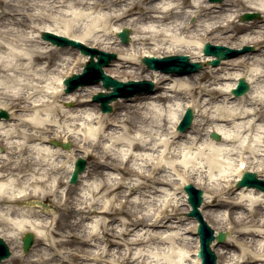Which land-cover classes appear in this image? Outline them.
<instances>
[{"label": "bare ground", "instance_id": "bare-ground-1", "mask_svg": "<svg viewBox=\"0 0 264 264\" xmlns=\"http://www.w3.org/2000/svg\"><path fill=\"white\" fill-rule=\"evenodd\" d=\"M244 12L262 19L238 23ZM123 28L131 32L127 44L119 40ZM41 32L115 52L105 71L122 81L141 78L133 66L142 57L184 54L207 63L206 42L252 45L255 53L207 65L192 82L191 74L150 71L154 91L118 99L106 114L90 100L110 91L100 83L64 92L62 71L71 63L60 55L72 48L51 45ZM78 59L70 74L80 73L88 56ZM240 78L249 90L235 97ZM185 98L181 108L176 101ZM187 106L198 108L190 136L175 129ZM1 109L10 117L0 120V237L11 254L0 264H186L191 246L170 192L175 174L182 184L203 187L200 212L215 231L235 234L220 249L212 245L218 264H264V194L242 188L235 201L230 187L243 171L264 173V0H0ZM204 132L220 139H202ZM232 155L245 167L223 180L230 163L222 168L221 161ZM79 156L89 164L68 183ZM33 199L52 210L19 206ZM26 232L35 243L23 255Z\"/></svg>", "mask_w": 264, "mask_h": 264}, {"label": "water", "instance_id": "water-1", "mask_svg": "<svg viewBox=\"0 0 264 264\" xmlns=\"http://www.w3.org/2000/svg\"><path fill=\"white\" fill-rule=\"evenodd\" d=\"M211 1H221V0H211ZM259 18V14L255 13H246V15H242V20H251ZM128 31L124 29L123 32L120 33V37L122 42H127ZM41 37L45 40H49L52 44L55 45H71L73 47H78L81 49L83 54L90 55V61L85 63V67L83 69V73L80 75H74L72 78L67 79L65 84H67V89L65 92H71L79 85H86L90 83H97L102 80V84L105 88H109L113 86V90L110 93H97L93 97L94 101H99L101 103V109L103 112H110L111 106L108 105L112 100H115L117 97H127L134 95L136 93H140V91H151L152 89V82L150 81H140V82H133L129 81L127 83L118 82L111 77L104 74L102 71V67L108 64V62L115 57L114 54L103 53L97 51L92 48H88L80 44L79 42L70 40L65 37L57 36L51 34L49 32H42ZM203 48V53L207 55H211L216 57L215 59L208 62L211 66H217L219 62L223 59L235 57L245 51L251 50V47H244L242 50L230 49L228 47L220 46V45H211L209 43H205ZM97 54L98 55V62H94L92 57ZM142 62L147 65L149 68L153 69H161L163 72L173 73L177 75H183L187 73L194 72L202 67V63L200 62H193L189 63L188 56H167L166 58L163 57L161 59H156L154 57L147 58L144 57ZM248 84L245 82L244 79H239L237 87L232 89L231 93L234 96H240L248 89ZM4 117L7 118L8 114L5 110H0V118ZM192 119V111L187 110L183 120H181V124L178 127L179 131H184L188 127H190ZM213 140H219V135L217 133H211L210 136ZM54 145H57V142H53ZM68 145H63V148H68ZM85 161L83 159H79L75 164V171L72 174L71 183H75L77 181L78 174L83 171L85 168ZM246 185L247 187H256L262 191H264V182L257 179V176L253 172H244L242 180L237 183V188ZM184 192L188 194V202L192 207V210L188 212V216L195 217L198 221L197 227V234L199 235V243L200 248L197 252V257L200 259V264H216V255L211 249V243L215 239L217 243H222L225 240L226 234L223 232H219L214 237V231L204 222L201 214L198 211V206L200 205V201H202V191L199 189H195L191 184H187L184 186ZM34 240L33 234L28 232L22 238V249L23 252H27L31 247ZM10 252L6 245V243L0 238V261L4 258L9 257Z\"/></svg>", "mask_w": 264, "mask_h": 264}, {"label": "rangeland", "instance_id": "rangeland-1", "mask_svg": "<svg viewBox=\"0 0 264 264\" xmlns=\"http://www.w3.org/2000/svg\"><path fill=\"white\" fill-rule=\"evenodd\" d=\"M221 3V2H220ZM240 10L242 9V10H245L246 9V7H241V8H239ZM249 13H253V12H249ZM258 14H260V13H258ZM242 15V14H241ZM241 15H239V17L236 19V21H238V23L239 22H245V21H242L241 20ZM262 19V16L259 18V19H254V20H251V21H260ZM114 28H116V26H114ZM130 33L131 32H129V35H130ZM36 34V33H35ZM37 36H39V38H41L40 37V33L37 35ZM199 38H197L196 40H198ZM199 41V40H198ZM226 46V45H225ZM250 46H252V45H250ZM227 47V46H226ZM253 47V46H252ZM68 48H70V47H68ZM74 48H72V51H70L68 54H66V53H63V55L61 54L60 56L62 57V58H69L70 59V63L71 64H67L68 66H66V68L64 67V69H63V75L67 72V73H69L68 71H70V69H72V68H74V69H76V67H78L79 66V60H78V57H82V55L79 53V51L78 52H76V53H74ZM73 53V54H72ZM113 53H115V52H113ZM253 53H255V49H254V51H252L250 54H253ZM71 54H72V56H71ZM116 54V53H115ZM189 57H190V55H188ZM191 58V57H190ZM189 58V59H190ZM114 61V60H113ZM113 61H111V62H113ZM190 61H193L192 59H190ZM111 62H110V64H111ZM85 63V62H84ZM110 64L108 65V67L110 66ZM83 65L84 64H82V67H83ZM203 68L201 69V70H199L198 72H195V73H193V74H191V78H190V80L189 81H191L192 82V78H197L198 76V74H200V72L204 69V68H206L207 67V64L206 63H203ZM69 67H70V69H69ZM81 67V68H82ZM134 67V70H135V74L137 75V76H140L141 78H139V79H133V80H148V81H152L149 77V74H150V71H152V70H149V69H147V67H145V65H143L142 64V62H141V59L140 60H138L137 61V65H135V66H133ZM105 68L106 67H104L103 68V71H104V73L105 74H107V75H109L108 73H106V71H105ZM158 72H160V71H158ZM57 74V73H56ZM144 77H148V78H144ZM189 77H190V75H189ZM114 78V77H113ZM138 78V77H137ZM187 78H188V76H187ZM116 79V78H115ZM131 78L129 77L128 79H126V81H128V80H130ZM120 80V79H119ZM125 81V82H126ZM55 82V81H54ZM231 82H233L232 81V79H228V80H226L225 81V83L226 84H231ZM56 83V82H55ZM201 83V82H200ZM171 85H172V83L171 82H169V84L168 85H165L166 86V88H168V87H171ZM53 86H54V84H53ZM92 86H94V84L92 85ZM80 88V87H79ZM153 91H154V89H153ZM64 96V95H63ZM203 98H207V97H203ZM119 99H125V98H119ZM187 99H190V98H185V99H183V100H180V99H178V101H176V102H178V105L179 106H181V108H182V105H183V103L185 102V100H187ZM195 99V98H194ZM90 100H91V97H90ZM118 100V99H117ZM117 100H115L116 102H117ZM115 101H112L111 103H109L110 105H111V107H112V111L110 112V113H112L113 111H114V106H113V104L112 103H114ZM59 105H62V106H64V107H66V108H72V107H74L75 105H74V102H72V101H67V102H65V101H63V102H61V103H59ZM193 109V113H194V116L197 114V112H198V108H196V107H192ZM7 111V110H6ZM8 112V111H7ZM101 112V111H100ZM183 112H184V110L182 111V114H183ZM110 113H107V114H110ZM9 117H10V115H9ZM4 120H7V119H4ZM191 126H192V124H191ZM183 134L185 135V136H190L191 135V127H190V129H188V130H186V132H183ZM210 135V134H209ZM209 135H207L206 134V132H204V134L202 135V139H207V138H209L210 136ZM70 148L69 149H67V150H70V149H72V147L71 146H69ZM0 152H3V149L2 148H0ZM245 155L246 156H249V154L248 153H246L245 152ZM79 157H81V156H79ZM196 157V156H195ZM231 158L232 159H226V157L225 158H223L222 159V161H221V166H222V168H224V167H226L225 166V163L226 162H229L230 163V167H228L226 170H227V174H228V178H225V179H223V180H227V179H232V178H235V175H236V170H237V161H235V159L234 158H236L234 155H232L231 156ZM197 159H194V161H196ZM238 160V159H237ZM252 163L253 162H255V159L254 158H250L249 159ZM85 161H86V166L89 164V161L88 160H86L85 159ZM222 164H224V165H222ZM254 164V163H253ZM211 174V176H212V173H210ZM260 176L262 175L263 177H264V173H260L259 174ZM114 176H119V175H117L116 173H114ZM210 176V177H211ZM259 176V177H260ZM174 178H175V182H173L174 183V191H170V192H174L175 193V201H176V204L179 206V208H180V210H179V214H180V216L185 220V222L184 223H186L185 224V227H187L188 228V232H186V236L189 238V240H190V250H189V253L188 254H191L190 255V261L189 262H187L186 264H195L196 262H195V259H194V254H195V252H196V250L198 249V240H197V236H196V221H195V219H193V218H191V217H188L187 215H186V213H184L185 212V208H186V204H187V202H186V195H185V199H184V197H183V195L185 194L184 192H182V186H183V182H182V180H181V178L178 176H176V174L173 176ZM213 178V177H212ZM133 179H136L135 177H133ZM127 180V179H126ZM67 182L69 183V179L67 180ZM188 183H193L192 182V180H190ZM219 183H221V185L220 186H222V184H225L224 183V181H220ZM194 185V184H193ZM230 187L233 189V190H235V194H237V195H235V198L236 199H234L235 201H239L238 199L239 198H237L238 197V194L240 193V190L241 189H237L236 187H235V182L233 181L232 183H230ZM195 186V185H194ZM196 188H198V189H201L202 191H203V201H204V197H205V195H206V192L204 191V189H203V187H197V186H195ZM127 193H131V195L132 196H134L133 194V192L131 191V190H127ZM245 196L246 197H249V196H251V195H249V194H245ZM40 200H36V199H33V200H30V201H26V202H24L23 204H19V206H21L22 208H24V209H27V208H29L30 209V207H36L37 208V210L39 211V212H41V211H48V210H52L51 209V207L49 206V204L48 203H46V202H41ZM202 205V204H201ZM187 206L189 207V205L187 204ZM200 208H201V206H200ZM148 209H150V207L148 208ZM189 209H190V207H189ZM203 210L204 209H202V212H203ZM239 211H241V210H238V212ZM243 212L244 213H246V211H244L243 210ZM42 213V212H41ZM235 216H238L237 214L235 215ZM247 217L249 218V214L247 213ZM203 218L205 219V222H207V224L213 229V231L214 232H218V231H215V228L217 227L216 225H214L212 222H211V220L210 219H208V218H206L205 216H203ZM222 229L224 228V227H222V226H220ZM248 228H251V227H248ZM255 228H260V226L259 225H257V227L255 226ZM189 230H190V232H189ZM174 231V230H173ZM172 232V231H171ZM170 232V233H171ZM226 233H227V236H226V240L227 239H232V236H234L235 234L233 233V231H227L226 230ZM196 238V239H195ZM259 240H262L263 241V237L262 238H260ZM34 241V240H33ZM34 243H35V241H34ZM34 243H33V245H34ZM224 244V242L223 243H220V244H215L214 246L216 247V248H219L220 249V247L222 246ZM33 245H32V247H33ZM32 247L30 248V250L32 249ZM20 251H19V254L21 253V254H26V253H24V252H22V248L21 249H19ZM29 250V251H30ZM11 251V250H10ZM28 251V252H29ZM215 251V250H214ZM27 252V253H28ZM155 252V251H154ZM216 254H217V252H215ZM193 254V255H192ZM6 259H4L3 261H5ZM192 260V261H191ZM217 260H218V255H217ZM3 261H1V262H3ZM0 262V263H1ZM217 264H218V262H217Z\"/></svg>", "mask_w": 264, "mask_h": 264}]
</instances>
